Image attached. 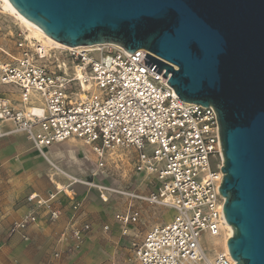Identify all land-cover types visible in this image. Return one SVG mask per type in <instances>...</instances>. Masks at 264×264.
Instances as JSON below:
<instances>
[{
    "label": "built area",
    "instance_id": "2783aa9c",
    "mask_svg": "<svg viewBox=\"0 0 264 264\" xmlns=\"http://www.w3.org/2000/svg\"><path fill=\"white\" fill-rule=\"evenodd\" d=\"M14 45L15 53L0 62V86L14 90L0 95V140L24 135L69 183L61 187L52 181L55 187L46 197L29 194L27 210L11 223L10 235L27 239L42 217L57 223L66 199L71 211L63 237L79 249L93 230L74 188L83 185L99 189L105 202V192L114 193L131 203L175 211L169 223L153 225L141 239L135 231L141 208L130 204L115 214L140 264H235L229 250L207 253L202 244L203 233L219 238L226 227L219 191L224 156L212 106L183 101L162 75L142 63L145 49L58 48L22 34ZM72 140L81 141L94 157L93 176L110 171L142 176L151 189L125 191L67 173L46 150ZM103 230L109 232L110 226Z\"/></svg>",
    "mask_w": 264,
    "mask_h": 264
},
{
    "label": "water",
    "instance_id": "95a60500",
    "mask_svg": "<svg viewBox=\"0 0 264 264\" xmlns=\"http://www.w3.org/2000/svg\"><path fill=\"white\" fill-rule=\"evenodd\" d=\"M67 47L147 50L185 102L216 112L235 264H264V0H8Z\"/></svg>",
    "mask_w": 264,
    "mask_h": 264
},
{
    "label": "rangeland",
    "instance_id": "374dc122",
    "mask_svg": "<svg viewBox=\"0 0 264 264\" xmlns=\"http://www.w3.org/2000/svg\"><path fill=\"white\" fill-rule=\"evenodd\" d=\"M20 34L31 35L19 19L4 11L0 2V62L9 60L8 54L15 53L14 42ZM13 91L12 87L0 86V95ZM18 139L17 136H9L0 141V152L12 153V156L7 157V163L0 157V264H140L134 257L131 238L121 235L120 225L114 219L115 214L130 204L142 209V222L135 229L140 233L139 239L148 228L159 223H169L176 215L172 209L138 201L131 203L128 197L114 193L105 192L108 198L105 202L99 189L75 185L77 195L83 200V212L93 224L92 232L79 249L72 247L71 239L63 237V223L33 226L35 229L28 231L27 239L20 235H10L11 222L18 216L21 204L29 193V189L18 182L20 165L17 162L20 161V152L37 151L27 138ZM54 150L55 159L51 149L48 148L46 152L61 169L71 175L125 191L148 192L151 189L147 179L142 176H123L117 171L93 176L95 166L91 160L94 157L81 141L64 142L54 146ZM45 163L49 165L48 168L44 167L45 170L39 171L38 175L47 181V190L55 187L51 177L57 172ZM56 175L54 179L58 183L63 186L69 183L59 173ZM106 224L110 226L109 232L103 230ZM202 244L207 253L222 249L218 238L207 232L202 235Z\"/></svg>",
    "mask_w": 264,
    "mask_h": 264
},
{
    "label": "crops",
    "instance_id": "0c3cea01",
    "mask_svg": "<svg viewBox=\"0 0 264 264\" xmlns=\"http://www.w3.org/2000/svg\"><path fill=\"white\" fill-rule=\"evenodd\" d=\"M13 136H17L19 138L18 140H22V139L26 138L24 135H21V134H17V135H13ZM49 149H51V154L53 155V158L54 159L57 158L55 155L54 147H51ZM20 153H21L19 156L20 161L17 162V165H20V168H18L20 170L18 182H22L23 186H25L26 188L29 189V193L26 196H28L29 194H31L33 192H36V193H39L42 196L46 197L48 191H50L54 188H52V189L50 188V189L45 190V183L47 181L42 179V177L40 175H38V172L45 170V168H48L49 165H47L46 163L44 164V161H46V160L37 151H25V152H20ZM10 156H12V153H10L9 151L3 152V153L0 152V157L2 158V160H4V162H6L7 157H10ZM54 159H52V160H54ZM56 174L57 173L52 175V177H51L52 181L57 183L59 186H63L62 184L58 183L54 179V176H58ZM62 177L66 179V177H64L63 175H62ZM65 179H63V180L65 181ZM64 202H65L64 209H63L64 214H63L62 218L60 219V221H58L57 223H63V225L65 226L67 223L68 215H69L71 210H68L70 205L66 206V204L69 203V201L65 199ZM26 210H27V206L25 205V201H23V203L21 204V208L18 211L19 214L15 219L19 218ZM50 224L52 225V223L47 221L46 218L42 217V220L38 226L40 227V226L50 225ZM34 229H35V227L31 228L29 231H33Z\"/></svg>",
    "mask_w": 264,
    "mask_h": 264
},
{
    "label": "bare ground",
    "instance_id": "6f19581e",
    "mask_svg": "<svg viewBox=\"0 0 264 264\" xmlns=\"http://www.w3.org/2000/svg\"><path fill=\"white\" fill-rule=\"evenodd\" d=\"M0 2L2 4V8L4 9V11L13 15V17L15 16L17 19H19V21H21L23 23V25H25L28 28L32 37H35V38L43 41L48 46H55L58 48H66L67 47L66 45L59 43V42L55 41L54 39H52L51 37H49L48 35H46L34 23H32L31 21H29L28 19L23 17L8 0H0ZM50 159L53 163H55L51 157H50ZM64 189L67 192L71 193L70 189H68L66 187H64ZM223 233H222L223 236L221 235L218 238V241L220 242L221 248L225 251H228L227 243H228L229 238L233 234V228L229 224L226 223V227H225V230L223 231Z\"/></svg>",
    "mask_w": 264,
    "mask_h": 264
}]
</instances>
